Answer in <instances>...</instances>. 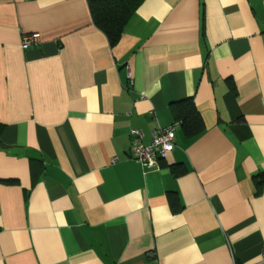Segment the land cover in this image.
Returning a JSON list of instances; mask_svg holds the SVG:
<instances>
[{
    "label": "crops",
    "instance_id": "obj_1",
    "mask_svg": "<svg viewBox=\"0 0 264 264\" xmlns=\"http://www.w3.org/2000/svg\"><path fill=\"white\" fill-rule=\"evenodd\" d=\"M0 130V264L264 261V0H145L115 46L89 0H0Z\"/></svg>",
    "mask_w": 264,
    "mask_h": 264
},
{
    "label": "trees",
    "instance_id": "obj_2",
    "mask_svg": "<svg viewBox=\"0 0 264 264\" xmlns=\"http://www.w3.org/2000/svg\"><path fill=\"white\" fill-rule=\"evenodd\" d=\"M144 2L145 0H89V5L94 23L106 34L111 46H115L120 41L127 23ZM173 110L176 121L181 124L188 137L196 136L204 130V119L191 97L175 102ZM172 169L175 175L184 171L178 165H173ZM254 180L259 193L264 183V171L256 174ZM169 199L173 210L178 211L179 197L169 194Z\"/></svg>",
    "mask_w": 264,
    "mask_h": 264
},
{
    "label": "built area",
    "instance_id": "obj_3",
    "mask_svg": "<svg viewBox=\"0 0 264 264\" xmlns=\"http://www.w3.org/2000/svg\"><path fill=\"white\" fill-rule=\"evenodd\" d=\"M41 43V35L38 32L24 34L21 46L28 49ZM180 123L176 122L169 127H161L154 133L150 143L141 141V133L138 130H132L135 135L130 148L131 155L137 159L144 167L153 168L159 166L160 162L167 156L175 144L176 129ZM260 264H264V261Z\"/></svg>",
    "mask_w": 264,
    "mask_h": 264
}]
</instances>
